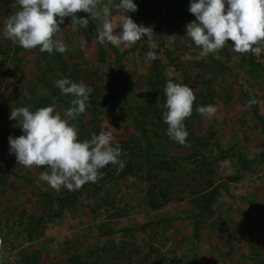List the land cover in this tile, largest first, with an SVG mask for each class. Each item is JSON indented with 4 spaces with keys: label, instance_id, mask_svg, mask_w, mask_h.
Wrapping results in <instances>:
<instances>
[{
    "label": "rangeland",
    "instance_id": "rangeland-1",
    "mask_svg": "<svg viewBox=\"0 0 264 264\" xmlns=\"http://www.w3.org/2000/svg\"><path fill=\"white\" fill-rule=\"evenodd\" d=\"M134 2L138 10L128 15L137 24L153 28L156 49L149 47L147 36L127 48L100 44L97 35L102 25L96 19H90L85 29L73 28L71 17L64 18L56 37L68 46L63 54L24 49L0 35V236L15 239L22 264H195L180 258L176 251L188 252L185 257H197L199 249L210 245V234H217L210 224L219 221L226 236L221 246L231 249L239 238L248 235L244 245L250 248L255 262L264 264V164L235 177L238 162L233 156L204 167L126 153L144 145L140 132L133 127L135 119L154 148L167 155L203 153L214 157L228 147L250 157L263 153L264 52L259 56L237 53L229 40L217 53L201 57L200 49L186 36V25L195 20L188 11L190 0ZM16 10L13 0H0V31ZM76 15L88 16L83 12ZM124 15L123 10L113 6L117 34L122 32L120 19ZM149 51L156 52L155 60L148 58ZM158 60L160 64L155 62ZM158 70L164 77L163 85L150 82L155 80L150 75ZM65 77L93 88L86 112L71 121L78 129V138L90 140L96 130L97 134L111 132L113 145L121 146V159L126 162L119 171L118 165H107L100 169L102 178L71 191L63 186L53 188L39 179L42 172H50L48 166L19 165L15 155L9 154L8 140L9 136L23 134L18 122L9 119L12 109L28 107L35 111L54 104L63 114L71 106L74 97L62 94L55 86ZM168 81L189 85L196 95L192 115L184 121L189 135L183 145L166 134L168 125L163 114L167 111L164 89ZM253 99L256 103L249 106ZM209 104L217 107L212 119L196 111L198 106ZM128 171L135 179L125 175ZM215 188L219 192L210 202L195 237L189 222L179 219L194 220L207 191ZM86 195L101 207L97 216L102 219L126 215V199L131 197L141 209L142 204L147 205L148 195L155 199L170 196L166 204L174 207V214L153 220L140 213L139 218L152 223L141 230L138 227L142 221L130 219L126 226L117 228L127 236H116L117 242L113 236L104 235L113 228L108 222L64 236L66 232L61 230H67L77 219L82 223L79 212ZM58 197L69 204L55 218L51 211ZM64 216L73 221L68 224ZM185 230L183 241L179 233ZM136 237L139 239L133 240Z\"/></svg>",
    "mask_w": 264,
    "mask_h": 264
},
{
    "label": "clouds",
    "instance_id": "clouds-1",
    "mask_svg": "<svg viewBox=\"0 0 264 264\" xmlns=\"http://www.w3.org/2000/svg\"><path fill=\"white\" fill-rule=\"evenodd\" d=\"M227 5V7H226ZM113 6L123 10L122 32L114 31ZM17 10L4 23L0 35L17 43L24 49L39 48L41 52L61 54L68 46L57 34L65 17H71V25L87 29L90 19L101 22L97 41L111 43L116 47L135 45L147 36L149 47L156 49L153 28L137 24L129 12L138 10L134 0H13ZM188 11L195 20L186 25V36L200 49L199 55L207 57L223 49L231 40L233 50L240 54L251 52L259 56L264 52V0H190ZM78 12L87 17H78ZM59 17V19H57ZM171 37V36H170ZM149 59H156V52L147 53ZM64 95H71V106L63 114L55 105L31 111L28 107L11 110L9 119L18 122L22 135L9 136V154H14L19 165L27 168L48 166L50 172L40 174L39 179L51 187L62 186L78 190L88 182L102 178L100 169L107 165H118V171L125 167L121 159L122 148L113 145L111 132L92 133L90 140L81 141L78 129L71 123L87 110L93 88L83 82L77 83L65 77L55 82ZM163 121L168 125L170 139L185 144L189 135L184 121L193 112L196 100L194 89L186 84L168 81ZM256 100H250L249 106ZM196 111L208 119L214 118L217 107L209 104L198 106Z\"/></svg>",
    "mask_w": 264,
    "mask_h": 264
},
{
    "label": "crops",
    "instance_id": "crops-1",
    "mask_svg": "<svg viewBox=\"0 0 264 264\" xmlns=\"http://www.w3.org/2000/svg\"><path fill=\"white\" fill-rule=\"evenodd\" d=\"M246 157H250V156H246ZM261 164H264V163H261ZM255 165H260V164H255ZM254 166H252V167H254ZM238 167H239V163H238ZM241 171L245 172L247 170H240V172ZM127 175L130 178H134V179L136 177L134 175H129V174H127ZM122 192L123 191L121 190L119 192V194ZM83 199H84V206L83 205L81 206V212H79V213H81L80 217H82V219H83L82 223L79 221V219H77L78 222H76L72 226H69V228H67V230H61L60 233L66 232L64 236H70V234H74V232L76 233L77 231H79L80 233L86 232V230H88L90 227H97V225H99V224H102L104 222H108V225L113 226V228H112L110 234H104V235L113 236L114 239L117 238L116 236H118V238H127V236L125 235V232L118 231L117 228H122V227L126 226L130 219H133L136 217L135 219L137 220L141 216L140 213L147 214V217H148V215H150L151 216L150 219H153V220H163L164 218H167L169 216H173V214H174V213H172V211L174 210V207H170V206L168 207V205H167L168 203L161 206L158 209H152L151 208V209H149L150 212L148 211V207L146 204H142L141 209H138L134 205V201H132V197H131V198L126 199L127 208L129 210L126 215H124V216L123 215L113 216L112 218L102 219L101 217L97 216L101 207L94 202V198L92 196L86 195V197H84ZM139 219L142 221V224L148 223L145 225V227H147L150 223H152L151 221H148V219L144 218V217H141ZM64 220L66 222H68V224H69V222L73 221L70 216L69 217L64 216ZM63 221H61V224H64ZM179 221L189 222L190 232H191V230H193V227H194L193 218L184 217V218H180ZM210 226L215 227V229H217V234H213V233L210 234V245H208V246L206 245L205 247H202L201 249H199L200 253L198 254L197 257H192V255L185 257L186 255H184V254L185 253L188 254V252L177 250L176 252H179L180 258L186 259L190 262L194 261L195 264H260L259 262H255L253 260V255L250 251V248H248L247 246L244 245L243 240L248 239V235H247V237H244V235H243V240H241L239 238L238 239L239 241L235 242L236 244L233 245V247L231 249H229L227 247H223L220 245L221 244L220 241L221 242L225 241L226 236H225L224 232L223 233L221 232V228L223 226H221L219 221L212 222L210 224ZM145 227L143 226L141 228L139 226L138 228L141 230H144ZM183 232L184 233H179L181 235L180 239L185 241L186 236L182 235V234H186V230ZM64 236H63V238H64ZM137 239H139V238L136 237L133 240H137ZM118 240L119 239H116L115 241L117 242ZM171 245H172V243H171ZM261 264H263V263H261Z\"/></svg>",
    "mask_w": 264,
    "mask_h": 264
},
{
    "label": "trees",
    "instance_id": "trees-1",
    "mask_svg": "<svg viewBox=\"0 0 264 264\" xmlns=\"http://www.w3.org/2000/svg\"><path fill=\"white\" fill-rule=\"evenodd\" d=\"M136 18H138V17H136ZM155 62L160 64L161 61L158 60ZM160 72L161 71L158 70L157 72H153L150 75L151 79L155 78V80L150 81L153 85H159V84L163 85L164 77H160L161 76ZM52 93L56 94L55 91H53ZM133 127L140 132L141 139H142L144 145H143L142 149H136V150L133 148L128 149L126 151V153H129L131 155L138 154V155L146 156L147 158H149V157L167 158L173 162H185V163H189V164L190 163H197V164H200L204 167H210L219 161L225 160L229 156H233L236 159V161L239 163V167H238V169L234 175L235 177L239 176L240 170H248L252 166H254L255 164L264 163V152L255 156V157H246L244 154H242L240 151H238L234 147H228V148L221 149V150H219L218 154L214 157H209L203 153H190V154H186V155H177V154L167 155V154L161 153L160 151H158L154 148L151 140L148 138V136L146 134L144 127L138 122V120H136V119L134 120ZM94 132L97 134L99 132V130H96ZM127 174L134 175L130 171L125 172V175H127ZM160 192H162V191H160ZM218 192H219L218 188L207 191L203 204L199 208L198 212L195 214V216H194V227H193V234L195 235V237L198 233V228L200 226V222H201L202 218L208 212V209L210 207V202L218 194ZM150 194H151L150 196H152V192H150ZM150 196L149 195L147 196V205L152 209H158L161 206L168 203V201L171 200L170 196H168V195H161L160 199H157V198L155 199V198L150 197ZM55 200H56V206L52 209L51 215L53 217L57 218L62 214V212L68 206L69 203H68V201H66L62 197H58ZM115 216H120V215L117 214ZM146 224H148V223L142 224V225H140V227L142 228Z\"/></svg>",
    "mask_w": 264,
    "mask_h": 264
},
{
    "label": "built area",
    "instance_id": "built-area-1",
    "mask_svg": "<svg viewBox=\"0 0 264 264\" xmlns=\"http://www.w3.org/2000/svg\"><path fill=\"white\" fill-rule=\"evenodd\" d=\"M14 240L9 236H0V264H22Z\"/></svg>",
    "mask_w": 264,
    "mask_h": 264
}]
</instances>
